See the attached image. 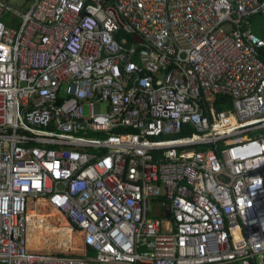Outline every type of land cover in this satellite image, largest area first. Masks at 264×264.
Listing matches in <instances>:
<instances>
[{
    "label": "built area",
    "instance_id": "obj_1",
    "mask_svg": "<svg viewBox=\"0 0 264 264\" xmlns=\"http://www.w3.org/2000/svg\"><path fill=\"white\" fill-rule=\"evenodd\" d=\"M262 14L0 0V264H264ZM43 201L91 254L28 250Z\"/></svg>",
    "mask_w": 264,
    "mask_h": 264
},
{
    "label": "trees",
    "instance_id": "obj_2",
    "mask_svg": "<svg viewBox=\"0 0 264 264\" xmlns=\"http://www.w3.org/2000/svg\"><path fill=\"white\" fill-rule=\"evenodd\" d=\"M262 57L264 58V50L262 51ZM218 109L222 110L223 107L218 106ZM40 212L46 217V219H48L52 223H57L59 225H69V223L65 220L59 221L57 219L58 213L53 209V207L49 203L45 201H43L40 205ZM44 249L47 251V248H44ZM71 250L75 252L74 255L70 254L69 252H65L64 249H58L56 247H53L50 249L52 253L65 254L69 256H78L77 255L78 252H81V254L83 255L91 254V251L89 250V248L84 244V231L79 228H76L75 230L74 246L71 248Z\"/></svg>",
    "mask_w": 264,
    "mask_h": 264
},
{
    "label": "bare ground",
    "instance_id": "obj_3",
    "mask_svg": "<svg viewBox=\"0 0 264 264\" xmlns=\"http://www.w3.org/2000/svg\"><path fill=\"white\" fill-rule=\"evenodd\" d=\"M29 215L31 217H33L34 213H30ZM43 217H45V216L43 215ZM41 220H42L41 223L37 227H35V230H34L32 236L30 237L29 248L41 249V247L45 246V248L49 249L48 252H51L50 249L53 247H56L58 249L67 248L68 247V235L64 234V231L61 230L60 232H58V234L56 236V242H57V244H59L60 246H63V247H60L57 244L53 245L51 240L46 239V238H50L51 236H53L52 233L49 231V228H48V226L52 225L51 224L52 222L50 223V221L48 219H46V217L42 218ZM55 224H57V223H55ZM57 225H59V224H57ZM60 226H62L61 229L65 228V226H63V225H60ZM44 238H45V241L43 244ZM73 246H74V244H73ZM72 247H69V249H71Z\"/></svg>",
    "mask_w": 264,
    "mask_h": 264
},
{
    "label": "water",
    "instance_id": "obj_4",
    "mask_svg": "<svg viewBox=\"0 0 264 264\" xmlns=\"http://www.w3.org/2000/svg\"><path fill=\"white\" fill-rule=\"evenodd\" d=\"M8 1H10L11 3L17 6H22L27 2V0H8ZM251 31L257 38L264 40V14L256 17L253 20V22L251 23Z\"/></svg>",
    "mask_w": 264,
    "mask_h": 264
},
{
    "label": "rangeland",
    "instance_id": "obj_5",
    "mask_svg": "<svg viewBox=\"0 0 264 264\" xmlns=\"http://www.w3.org/2000/svg\"><path fill=\"white\" fill-rule=\"evenodd\" d=\"M17 9H20V8L17 7ZM11 17H12L11 14L8 15V16H6V17H5V21H7V20H8L9 18H11ZM30 213H34V212H33V209H30V210H29L28 215H29ZM32 234H33V232H32ZM46 239L48 240V238H46ZM50 240H51V239H50ZM44 241H45V238L43 239V244H44ZM44 248H45V247H41V249H38V248H30L29 251H35V252H43V251L48 252V251H49L48 248H47V251H46ZM64 251H65V252H69V253L72 254V255L75 254V252H74L73 250L69 249V248H64ZM77 255H78V256H82L83 254H81V252H78Z\"/></svg>",
    "mask_w": 264,
    "mask_h": 264
}]
</instances>
